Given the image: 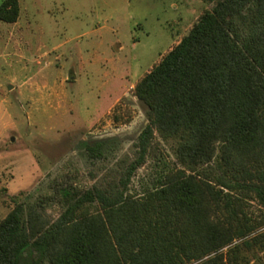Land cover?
<instances>
[{"label": "trees", "instance_id": "16d2710c", "mask_svg": "<svg viewBox=\"0 0 264 264\" xmlns=\"http://www.w3.org/2000/svg\"><path fill=\"white\" fill-rule=\"evenodd\" d=\"M209 1L134 85L147 117L134 158L104 184L64 191L54 218L14 196L0 264H249L240 246L264 251V231L247 237L264 214L252 220L244 204L264 206V0ZM18 13L2 0L1 20ZM155 133L175 141L174 166L133 195ZM108 142L83 140L87 158H104Z\"/></svg>", "mask_w": 264, "mask_h": 264}, {"label": "rangeland", "instance_id": "374dc122", "mask_svg": "<svg viewBox=\"0 0 264 264\" xmlns=\"http://www.w3.org/2000/svg\"><path fill=\"white\" fill-rule=\"evenodd\" d=\"M18 2L15 21L0 19V219L14 196L54 218L64 191L104 184L134 158L147 123L136 81L214 1ZM101 138L109 140L105 156L90 161L82 141ZM174 145L155 133L127 191L152 189L174 166ZM244 204L252 220L262 218L256 199ZM238 250L249 264H264L257 243Z\"/></svg>", "mask_w": 264, "mask_h": 264}]
</instances>
